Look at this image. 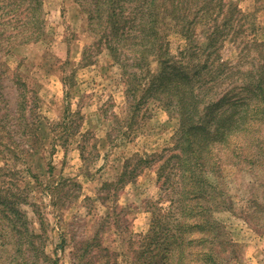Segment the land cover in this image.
<instances>
[{
  "label": "rangeland",
  "instance_id": "rangeland-1",
  "mask_svg": "<svg viewBox=\"0 0 264 264\" xmlns=\"http://www.w3.org/2000/svg\"><path fill=\"white\" fill-rule=\"evenodd\" d=\"M224 1L237 4L243 16L237 45H232L240 49L241 57L230 60L234 64L230 72L202 90L204 97L209 96L201 101L203 108L211 99L237 97L228 99L217 117L243 98L245 81L252 85L264 65V0ZM94 2L44 0L46 36L38 42L22 44L18 37L8 41L19 31L0 26V167L6 156L12 158L6 146L19 149L26 144L17 126L22 82L30 90L29 105L39 106L45 132L39 150L26 160L43 185L27 174L28 165L24 173L17 160L9 163L13 173L0 174V193L19 198L23 191L28 198L20 205L27 220L18 226L0 216V264H52L56 257L59 264H136L140 239L153 222L171 228L176 215L185 210L181 201L188 189L185 145L180 116L171 103L177 99L168 91L149 93L147 81L144 85L136 81L138 94L128 91L124 68L101 39L99 25L89 23ZM6 4L0 2V16ZM7 20L6 16L1 22ZM172 38L177 48L176 37ZM133 71L141 72L127 70ZM251 95L248 91L247 99ZM26 114L31 118V111ZM212 127L214 132L215 123ZM259 136L264 142V128ZM249 148L258 152L259 145ZM224 154L223 186L210 164L201 176L203 201L213 209L211 218L238 242L237 247H227L222 264H264V159L236 161ZM127 162L128 174L122 179ZM47 183L58 190L47 189ZM27 185L33 190L26 192ZM211 185L215 191L207 188ZM26 224L30 232L44 236L35 243L47 257L23 255Z\"/></svg>",
  "mask_w": 264,
  "mask_h": 264
},
{
  "label": "trees",
  "instance_id": "trees-1",
  "mask_svg": "<svg viewBox=\"0 0 264 264\" xmlns=\"http://www.w3.org/2000/svg\"><path fill=\"white\" fill-rule=\"evenodd\" d=\"M6 1L9 4L2 7L7 10L0 16V26L4 30L19 31L9 36L8 41L18 37L25 44L38 42L46 36L44 0H0L1 3ZM94 5L96 10L89 12V23L99 25L101 39L124 68L128 91L133 90L138 94L136 81L140 85L147 81L149 93L155 90L168 91L172 97L175 95L177 101L171 100V103L175 102L180 116V138L185 145L183 161L188 189L184 190L185 200H181L186 204L185 210L176 215V222L171 224V228H165L161 222H153L150 231L140 239L141 249L137 252L139 258L136 264H222L221 257L228 251L227 247H237L238 242L228 237L211 218L213 209L203 201L202 173L206 174V167L210 164L211 171L220 181L219 185L223 186L225 176L221 165L224 159L221 153L236 161L264 159V142L259 136L264 128V65L252 79V85L250 80L245 81L243 98H239L226 113L217 117V111L228 99L237 98L234 94L218 101L208 100L204 108L201 104L209 97L202 95L204 87L230 72L234 65L230 60L241 57L240 49L232 48V45H237L243 20L238 5L230 3L228 6L224 0H95ZM6 16L7 22H1ZM173 36L178 42L177 48L173 47ZM129 53H133L134 57L130 58ZM175 53L178 57L174 56ZM130 61L132 64H129ZM153 63L156 64L155 68ZM129 67L141 70L140 74L136 71L128 74ZM21 88L17 126L20 127V137L26 138V147L12 150L6 146V150L9 157L12 156V161L17 160L18 164L22 162L24 172L25 165H28L26 160L32 152L39 150L38 141L45 132L44 121L37 114L38 104L33 107L29 105L30 90L26 82L21 83ZM248 91L252 94L250 99L246 96ZM27 109L31 111V118L26 114ZM214 123L215 130L212 132ZM13 132H10L11 135ZM249 138L253 142L248 141ZM256 145H259L258 152H252L249 147ZM245 147L248 150L246 154ZM220 148L223 152H220ZM5 158L7 161L0 167V174L7 176L8 172L13 171H9L12 169L10 158ZM128 164L124 166L126 170L122 179L128 174ZM50 168L52 170V166ZM26 172L36 179L37 184L43 185L29 165ZM28 185L26 192L33 190ZM213 186L207 188L215 191ZM44 187L53 192L52 184L47 183ZM17 196L0 193V216L14 226H18L22 219L27 220L20 205L28 203V198L23 191L19 198ZM34 211L39 214L35 207ZM25 230L23 255L47 257L35 243L44 236L30 232L27 224ZM59 261L56 257L52 264H59Z\"/></svg>",
  "mask_w": 264,
  "mask_h": 264
}]
</instances>
